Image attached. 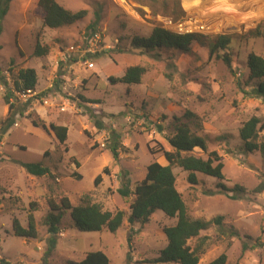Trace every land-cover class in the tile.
Masks as SVG:
<instances>
[{"label": "rangeland", "instance_id": "rangeland-1", "mask_svg": "<svg viewBox=\"0 0 264 264\" xmlns=\"http://www.w3.org/2000/svg\"><path fill=\"white\" fill-rule=\"evenodd\" d=\"M38 1L14 0L0 37V71L9 87L14 89L21 69L31 68L37 71L39 94L37 100L16 102L10 114L4 101L6 87L0 83L2 260L40 264L55 237L51 264L78 263L92 251L104 252L110 264H156L153 261L167 246L164 229L177 223V218L160 211L144 226L131 227L125 220L115 234L106 229L79 232L66 212L54 236L44 219L49 201L59 203L62 198L74 206L97 203L107 211H124L128 217L134 197L125 199L118 189L128 181L134 190L153 162L167 165L163 153L152 154L151 149L172 151L167 137L173 132L174 118L187 123L184 112L191 111L199 117L189 122L191 128L206 138L209 151L222 157L225 178L219 181L197 174L198 184L191 185L188 173L173 169L193 220L223 217L222 230L213 225L200 235L207 237L200 264L222 254L227 255V264H264V192L256 193L264 182V159L260 152L246 153L240 138L243 124L251 118L264 121V99L248 95L259 81L250 80L247 67L250 53L264 58V36L255 35H264V0H56L72 12H88L82 21L60 29L44 27ZM190 16L210 26L205 36H231L225 52L230 54L231 69L222 59H210L207 46L199 44L193 45L192 55L132 48L134 39L162 28L163 18L178 21ZM92 32L100 33L101 39L94 43L98 52L87 57L94 64L91 69L80 54H69L67 49L91 44ZM38 44L49 49L46 55L35 56ZM134 65L149 68L140 85L109 81ZM10 116L13 122L8 124ZM43 123L48 128L51 124L68 127L66 143L61 144L51 130L45 131ZM113 132L122 144L118 161L107 148ZM196 154L204 156L199 149ZM23 163H41L51 174L33 177ZM99 175L102 181L95 186ZM236 186L245 192H232ZM30 215L37 239L15 237L13 219L27 228ZM230 232L237 236L231 237ZM258 240L260 246L252 249ZM198 241L189 244L194 248Z\"/></svg>", "mask_w": 264, "mask_h": 264}, {"label": "trees", "instance_id": "trees-1", "mask_svg": "<svg viewBox=\"0 0 264 264\" xmlns=\"http://www.w3.org/2000/svg\"><path fill=\"white\" fill-rule=\"evenodd\" d=\"M14 0H0V37L3 34V22L8 15L11 4ZM38 7L43 14V25L49 29H60L72 26L86 18L88 12L82 10L72 12L61 6L56 0H39ZM99 16L96 23L99 22ZM94 28V26L92 27ZM256 36H264L257 32ZM17 42V40H16ZM199 44L207 46L209 58L214 57L222 59L225 65L231 69L232 60L229 53L231 45V36L217 35L205 36L200 34L177 35L167 31L161 27L153 29L148 37H140L134 39L132 48L141 52H155L162 50L180 51L184 54H193V45ZM48 48H42L39 44L35 50V56L41 57L48 53ZM223 53V54H222ZM247 67L249 69L250 80L259 81L257 87L248 94L254 98L264 99V58L250 53L247 58ZM149 68L142 65L129 66L124 75L119 78L111 77L109 81L112 84L124 85H140L143 77ZM0 83L6 87L4 96L5 104L9 106L10 114L17 101L15 91H35L38 84V75L35 69H21L18 72L14 89L9 87L6 77L0 71ZM247 95V93H244ZM183 119L187 123H183L181 118H174L175 125L172 134L167 137L172 151H166L162 147L159 150L151 149L152 154L163 153L167 165L153 162L147 168L145 178L135 186L134 190L130 189V183L127 181L118 189V194L123 198L134 197L129 207V216L124 211L115 212L104 210L97 203L84 202L78 206L71 204L68 198H62L59 203L49 201V213L44 219V225L48 227L51 234L56 236L60 231L63 214L69 212L74 227L79 232L92 233L108 230L115 234L118 232L125 220L133 227L136 224L144 226L151 221L152 216L160 211L170 218H177V223L169 228L164 229L167 239V246L161 251L157 260L153 261L158 264H200V257L203 254V248L206 244L207 237H200L203 231L209 230L213 225L219 229H223V217H217L211 221L193 220L185 204L182 194L176 186V176L173 169L179 168L188 173V182L191 185L198 184L197 174H202L219 181L224 178V163L222 157L217 151H209L207 140L198 131L191 128L189 122L199 120V117L191 111H185ZM13 117L10 116L6 123L11 124ZM35 127L40 125L33 121ZM45 131L51 130L61 144H65L68 139V127L51 124L48 127L43 123L41 126ZM160 131L163 129L159 127ZM201 130V128H200ZM264 121L258 117H253L243 124L240 130V138L243 142V148L246 153L260 152L264 159ZM113 140L107 142V148L111 151L113 159L118 161L119 151L122 147L120 136L113 132ZM197 149L204 156L197 155ZM47 155V154H46ZM79 168V163L75 162ZM25 172L33 177L50 176V170L41 163H23ZM106 172V169L104 170ZM78 180H82L81 176H77ZM102 181L99 175L95 179V186ZM220 188L227 190L223 184ZM232 192L241 194L245 191L241 187H234ZM264 192V182L262 181L256 189V193ZM34 208V205H32ZM15 237L37 239V231L35 220L32 215L28 217V227L24 228L20 221L16 218L12 222ZM133 230H131L128 240L132 239ZM231 237L237 236L236 233L230 232ZM198 239V244L193 248L189 242ZM55 237L51 240L44 253L40 264H51L50 259L55 250ZM258 240L252 249L260 246ZM247 246L243 250H247ZM228 257L226 254L220 255L216 260L209 264H227ZM109 257L102 251H92L86 254L85 258L74 264H110ZM0 264H10L9 261L0 260ZM240 264V263H235Z\"/></svg>", "mask_w": 264, "mask_h": 264}, {"label": "built area", "instance_id": "built-area-1", "mask_svg": "<svg viewBox=\"0 0 264 264\" xmlns=\"http://www.w3.org/2000/svg\"><path fill=\"white\" fill-rule=\"evenodd\" d=\"M163 29L175 33L177 35H191V34H207L210 32V26L203 22L201 19L195 16L187 17L186 19L175 21L172 18H163ZM89 37L86 38V40ZM101 39L100 33L92 32V36L90 37L89 41L91 44L89 45H72L67 49V52L80 54L81 59L86 64L88 68H94V64L90 62L87 57L95 55L98 52V49L94 46V43H98ZM15 98L17 101L26 103L32 99H38L39 94L35 91H15L14 92ZM3 259L2 254L0 253V260Z\"/></svg>", "mask_w": 264, "mask_h": 264}]
</instances>
